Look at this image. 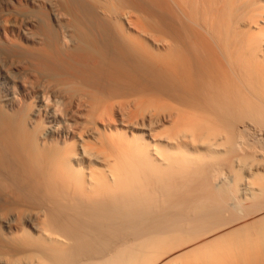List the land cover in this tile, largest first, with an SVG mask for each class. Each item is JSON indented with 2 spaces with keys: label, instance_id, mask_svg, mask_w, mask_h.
<instances>
[{
  "label": "bare ground",
  "instance_id": "6f19581e",
  "mask_svg": "<svg viewBox=\"0 0 264 264\" xmlns=\"http://www.w3.org/2000/svg\"><path fill=\"white\" fill-rule=\"evenodd\" d=\"M0 264H264V0H0Z\"/></svg>",
  "mask_w": 264,
  "mask_h": 264
},
{
  "label": "rangeland",
  "instance_id": "374dc122",
  "mask_svg": "<svg viewBox=\"0 0 264 264\" xmlns=\"http://www.w3.org/2000/svg\"><path fill=\"white\" fill-rule=\"evenodd\" d=\"M250 203V202H249Z\"/></svg>",
  "mask_w": 264,
  "mask_h": 264
}]
</instances>
